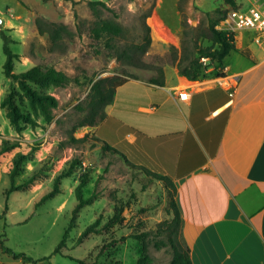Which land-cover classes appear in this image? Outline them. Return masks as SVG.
Instances as JSON below:
<instances>
[{"label": "rangeland", "instance_id": "rangeland-1", "mask_svg": "<svg viewBox=\"0 0 264 264\" xmlns=\"http://www.w3.org/2000/svg\"><path fill=\"white\" fill-rule=\"evenodd\" d=\"M95 1L106 3L109 9L101 5L94 9L91 3ZM235 1L240 9L264 8V0ZM231 8L226 0H0L4 21L0 26V145L2 140L19 144L0 164V239L6 247L36 261L51 257V264H79L69 257L87 264H137L143 246L132 237L145 233L153 263L171 264V247H155L157 241L167 240V233L157 232L173 218L171 190L121 156L105 151L96 136L97 127L80 123L88 115L85 109L93 83L103 78L163 79L166 68L185 66L199 57L198 48L212 46L201 36L218 9ZM104 20L119 24L122 34L97 39L92 29ZM154 26L163 32L158 34ZM222 28L220 22L217 29ZM1 30L11 37V48L19 55L14 62L15 74L40 66L53 67L70 78L64 87L45 90L59 101L51 123L34 111L19 83L4 74L7 57ZM56 30H60V37L54 39ZM254 35L235 33L236 48L247 46ZM148 37L151 42L144 52ZM237 59L241 57L234 52L226 63L236 65ZM203 66L200 81L223 72L209 59ZM9 98L14 107L3 104ZM22 153L28 158L16 167ZM75 159L81 165L72 177L60 181L61 193L38 205ZM15 170V184L28 185L8 198L10 175ZM85 175L86 198L93 193L98 198L77 217L64 256L55 255L77 205L76 188ZM119 205L124 207V221L106 228ZM97 220V232L81 239ZM4 257L5 261L29 264L10 255Z\"/></svg>", "mask_w": 264, "mask_h": 264}, {"label": "crops", "instance_id": "crops-1", "mask_svg": "<svg viewBox=\"0 0 264 264\" xmlns=\"http://www.w3.org/2000/svg\"><path fill=\"white\" fill-rule=\"evenodd\" d=\"M234 52L224 77L189 82L168 67L163 86L130 79L106 108L113 145L173 179L192 264H264V49L253 36Z\"/></svg>", "mask_w": 264, "mask_h": 264}, {"label": "trees", "instance_id": "trees-1", "mask_svg": "<svg viewBox=\"0 0 264 264\" xmlns=\"http://www.w3.org/2000/svg\"><path fill=\"white\" fill-rule=\"evenodd\" d=\"M226 3L229 4L232 8L229 10L221 11L218 9L216 11V18L210 20V25L202 34V38L209 40L212 42L211 47L207 48H198V55L196 59L192 60L189 64L178 67V71L180 75L189 82H197L201 76V70L204 67L203 63L201 62V58H207L212 63L216 64L217 66L223 67L224 60L236 50L235 46V35L229 34L227 32L219 31L217 29V25L227 16L230 10L236 9L237 4L235 0H226ZM101 5L102 7L109 9L106 3L101 1H95L91 3V6L94 9H97V6ZM39 29L42 33H45L44 28L42 25H39ZM123 28L110 20H104L98 23L93 29L92 34L97 38L101 39L103 36L109 37H118L122 34ZM1 35L4 41V53L7 57L6 63L4 65V74L7 78L18 82L20 85V89L24 96L30 101V104L34 111L41 116L47 123H51L55 119V110L59 106V101L56 97L47 94L45 90L52 88V87H64L70 83V78L62 71H59L53 67L51 68H42L40 66H35L28 71L15 74L14 73V62L19 58V55L13 52L11 48V44L13 43L11 37L7 36L5 30H1ZM56 37H60V30H56L54 34V39ZM150 38H147V42L143 47V51L146 52L148 46L150 45ZM219 77H224V74H220ZM130 79H121L117 80L115 78H103L99 79L95 83H93L90 93L87 98V109L88 115L85 119L80 123V126L83 127H97L101 125V128L96 133L98 140L103 144V149L107 152H113L121 156L125 161L129 164L140 168L144 171L145 175L154 178L165 184L168 190H171V210L173 214V218L170 221H165L158 230V234L167 233V240H160L155 243V247L157 249H162L167 246H170L173 251V259L171 264H192L191 257H190V249L184 239L182 233V226H183V219L179 208L177 206L175 195H176V187L174 185L173 179L170 176L161 174L159 172L151 171L150 169L146 168L145 166H137L131 163L126 156L113 144L117 140L118 133L116 130H113L110 127L111 120H106V108L114 102L115 95L117 90L125 85ZM151 83L157 84L160 86L164 85V82L159 79H152L150 80ZM4 105H9L10 107H14L12 99H7ZM107 121L104 125V123ZM115 127V126H113ZM118 128V126H116ZM126 133H136L140 135L133 128H126ZM84 140V139H82ZM73 141L80 142L81 140H77L73 138ZM17 148H19L18 143H12L7 140H2L0 145V164L1 158L7 157L8 154L14 152ZM28 158L27 154H23L15 161L16 167H18L19 162L26 161ZM81 165V161L75 159L72 163L70 168L67 171L61 173V175L57 179V185L54 189L46 194L38 203L41 205L46 200L54 198L56 195L61 193V189L58 186L60 181L64 178H70L75 173L76 170ZM18 174V171L15 170L11 172V180L12 186L7 191L8 198L13 192L19 191L27 187L26 185H16L15 178ZM88 185V178L87 175L83 176L81 179L80 184L77 186L75 195L77 199V205L73 210V217L68 229L65 232L64 238L56 248L54 254L63 255V249L67 248V244L70 238V234L76 227V220L81 211L88 205L94 203L97 198L98 194L93 193L92 196L86 198L85 196V189ZM124 207L122 205L117 206L115 210V214L110 222L107 223L106 228H111L120 224L124 221L123 217ZM3 218L0 216V219ZM100 220H97L94 225L88 227L85 232L82 234L81 239L87 236L90 233L97 232V226H99ZM147 234L142 233L139 235H134L132 238L140 241L143 246L142 256L139 258L137 264H154L153 260L148 252V245L145 244L144 237ZM80 239V240H81ZM0 248L8 255H11L15 260H22L29 264H51V257L45 258L43 260L36 261L25 254L16 253L14 250L5 246L4 241L0 239ZM68 257V256H66ZM72 260H75L79 264H87L83 260L74 259L73 257H69Z\"/></svg>", "mask_w": 264, "mask_h": 264}, {"label": "built area", "instance_id": "built-area-1", "mask_svg": "<svg viewBox=\"0 0 264 264\" xmlns=\"http://www.w3.org/2000/svg\"><path fill=\"white\" fill-rule=\"evenodd\" d=\"M223 28L221 31L229 34L238 31H253L255 33V42L264 49V8L250 7L248 9H232L227 16L221 21ZM202 63L208 62L207 58H202ZM190 92L185 91L180 94V98L184 101L190 99Z\"/></svg>", "mask_w": 264, "mask_h": 264}, {"label": "bare ground", "instance_id": "bare-ground-1", "mask_svg": "<svg viewBox=\"0 0 264 264\" xmlns=\"http://www.w3.org/2000/svg\"><path fill=\"white\" fill-rule=\"evenodd\" d=\"M155 27V30H156V32L159 34V33H161V32H163L160 28H159V26H154ZM161 41V40H160ZM220 81H223V80H220Z\"/></svg>", "mask_w": 264, "mask_h": 264}, {"label": "water", "instance_id": "water-1", "mask_svg": "<svg viewBox=\"0 0 264 264\" xmlns=\"http://www.w3.org/2000/svg\"><path fill=\"white\" fill-rule=\"evenodd\" d=\"M3 23H4L3 19H2V18H0V26H2V25H3Z\"/></svg>", "mask_w": 264, "mask_h": 264}]
</instances>
